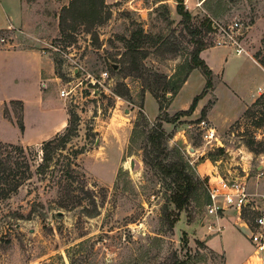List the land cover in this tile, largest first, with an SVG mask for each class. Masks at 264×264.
Listing matches in <instances>:
<instances>
[{"label": "rangeland", "instance_id": "rangeland-1", "mask_svg": "<svg viewBox=\"0 0 264 264\" xmlns=\"http://www.w3.org/2000/svg\"><path fill=\"white\" fill-rule=\"evenodd\" d=\"M28 1L31 19L0 32V49L38 47L53 59L48 92L51 99L58 89L70 92L64 101L79 115L70 144L86 147L79 158L86 178L69 192L35 177L37 188L24 186L0 201V264H259L251 257L247 212L240 219L226 211L219 232L207 227L206 184L215 161L222 160V168L230 161L229 148L243 147L255 164L264 160V143L255 137L264 125V95L218 133L219 141L208 143L198 123L210 121L215 97L218 116L237 115L236 94L244 90L240 72H233L228 85L213 75L214 95L196 115L176 116L205 88L202 69L189 73L174 101L180 89L171 87L201 44L220 46L222 34L209 30L208 20L226 28L238 22L234 31L241 46L264 62V0H208L198 10V0H184L188 22L176 0H105L104 6L100 0ZM218 51H207L205 58L215 63ZM5 107L6 116L12 108L21 120L20 103ZM159 123L166 137L151 142ZM2 134L16 137L9 128ZM172 162L184 165L198 183L181 211L171 202L173 176L162 168ZM258 182L251 179L253 189ZM67 196L70 201L61 205Z\"/></svg>", "mask_w": 264, "mask_h": 264}, {"label": "crops", "instance_id": "crops-1", "mask_svg": "<svg viewBox=\"0 0 264 264\" xmlns=\"http://www.w3.org/2000/svg\"><path fill=\"white\" fill-rule=\"evenodd\" d=\"M189 1L192 4L194 2V0ZM198 1L199 4L194 6L195 10H198L206 0ZM31 16L32 11L28 0H0V30L25 26L24 24L31 19ZM243 48L244 50L238 53L236 46L220 45L205 48L200 53V57L212 71V80L213 75H218L228 85L233 72L239 71L242 76L243 85L241 87L244 90L241 95L236 94L241 103L237 115L233 117L218 116L216 114L219 105L217 97H215L216 99L208 111L210 122L215 126L218 133L225 131L230 124L240 119L248 107L262 95L261 89H264V67L246 47ZM211 49L219 50L217 52L219 58L215 63L205 58V53ZM53 74H55V63L46 50L38 47L0 49V139L7 143H19L25 146L36 145L65 129L68 123L69 110L64 97L61 95V90L58 89L55 99H51L50 92H48L47 82L55 79L52 77ZM186 81L173 101L184 90ZM250 82L254 85L250 86ZM213 89L214 86L199 100L193 112L195 115L208 103V99L207 102L204 100L209 94H213ZM13 102H18L23 106L21 118L24 131H21L12 108H10V118L5 114V106L11 105ZM31 106L34 107V114L30 112ZM169 127L165 126L166 129H171ZM4 128L11 129L15 133V139L10 140V137L3 135ZM221 220L220 223L223 222ZM205 228L201 227V229ZM252 255L253 252L251 257Z\"/></svg>", "mask_w": 264, "mask_h": 264}, {"label": "trees", "instance_id": "trees-1", "mask_svg": "<svg viewBox=\"0 0 264 264\" xmlns=\"http://www.w3.org/2000/svg\"><path fill=\"white\" fill-rule=\"evenodd\" d=\"M176 1L178 3V13L183 17L185 22H188L191 14L185 7L184 0ZM207 1L208 0H206L205 3ZM98 4L104 6L105 0H100ZM74 5V3H71V7ZM71 7H68L67 9ZM212 24V21L208 20L209 30L213 29ZM2 31L6 30H0V32ZM205 48L206 47L203 44L197 48L188 70L180 73L179 75L183 76L178 79V84L176 82L177 85L174 84L171 87V90L177 93L187 80L189 73L194 68H201L207 78L204 90L193 99L192 104L187 110H182L176 114L177 118H180L183 115L192 114L197 107L199 99L202 98L213 86L212 71L206 62L200 57L201 51ZM258 61L264 66V62L260 60ZM155 97L159 99L158 95H155ZM22 107L23 106L21 105V110ZM165 107L164 104H160L161 109ZM78 121L79 115L70 111L65 129L58 132L52 138L37 145L25 146L19 143H6L0 140V201L8 200L13 195L18 194L24 186L30 185L37 188L38 186L35 185L36 182L34 181L35 177H37V180H47V187L59 185L64 191L74 192L76 189V187H74V182H77L78 179L81 180V177L86 178L85 173L81 172V166L79 164V158L85 152L86 147L83 146L79 148L70 144L72 137L78 135ZM17 122L21 131H24L22 118ZM154 132H156L158 136L151 135V142L158 138L163 139L166 137V132L163 130L162 123L155 125ZM157 144L160 145L162 143L158 140ZM162 168L167 176H173L172 179L173 182H175L176 190L171 197V202L174 203L179 211H181L190 202L195 191H197L198 183L194 176L186 170L185 166L181 164L179 165L177 162L166 164L162 166ZM67 200L70 201L68 196L67 198H61V205H64Z\"/></svg>", "mask_w": 264, "mask_h": 264}, {"label": "built area", "instance_id": "built-area-1", "mask_svg": "<svg viewBox=\"0 0 264 264\" xmlns=\"http://www.w3.org/2000/svg\"><path fill=\"white\" fill-rule=\"evenodd\" d=\"M240 24L233 23L228 28L222 27L219 23H214L213 28L221 32L222 37L217 45L235 44L238 53L243 51L240 41L236 38L234 30ZM103 77H108L109 72H102ZM264 95V89H261ZM69 91L61 90L62 96H68ZM202 138L208 142L219 141V135L215 126L207 119H201L198 123ZM258 141L264 143V125L259 127L256 135ZM234 149V148H232ZM236 160L227 161L222 168V160L212 164L206 184L208 202L206 203V215L208 216L207 227L210 230L219 232L223 226L220 223L221 217L226 211H234L241 219L244 212L249 214V222L245 223L247 228L246 235L253 246L252 257L264 264V167L258 170V166L264 160L254 163V159L249 152L244 151L243 147L235 148ZM260 163V164H259ZM256 177L257 188L251 186V179Z\"/></svg>", "mask_w": 264, "mask_h": 264}, {"label": "water", "instance_id": "water-1", "mask_svg": "<svg viewBox=\"0 0 264 264\" xmlns=\"http://www.w3.org/2000/svg\"><path fill=\"white\" fill-rule=\"evenodd\" d=\"M112 67L114 69H117L118 68V64L113 63L112 64ZM226 155L228 156L229 160H231V161H235L236 160V153H235L234 149L229 148L226 151ZM263 167H264V163H262L261 165L258 166V170H261Z\"/></svg>", "mask_w": 264, "mask_h": 264}]
</instances>
